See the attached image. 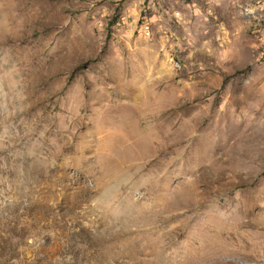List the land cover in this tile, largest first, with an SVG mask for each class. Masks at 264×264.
<instances>
[{
  "label": "rangeland",
  "instance_id": "obj_1",
  "mask_svg": "<svg viewBox=\"0 0 264 264\" xmlns=\"http://www.w3.org/2000/svg\"><path fill=\"white\" fill-rule=\"evenodd\" d=\"M0 264H264V0H0Z\"/></svg>",
  "mask_w": 264,
  "mask_h": 264
}]
</instances>
